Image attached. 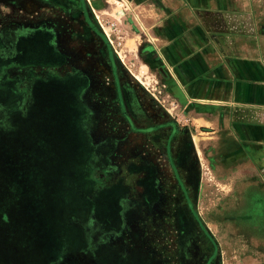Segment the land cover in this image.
Instances as JSON below:
<instances>
[{
    "label": "rangeland",
    "instance_id": "1",
    "mask_svg": "<svg viewBox=\"0 0 264 264\" xmlns=\"http://www.w3.org/2000/svg\"><path fill=\"white\" fill-rule=\"evenodd\" d=\"M205 1L208 0L94 1L102 9L97 10L102 20L99 33L107 38V53L117 56V65L125 72L120 78L124 84L136 80L140 85L129 89L128 117L144 123L143 128L161 126L155 134L159 141L169 140L173 149L169 153H151L149 158L114 160L123 168L126 182L121 187L126 199L118 222L125 230L112 236L111 240L116 241L108 251L100 249L107 239L105 235L94 236L90 247L86 244L88 250L84 249L88 227L84 197H88V186L78 178L75 167L69 192L75 210L67 211L71 201L64 207L69 225L61 231L64 239L77 247V252L67 253L71 264H264L261 80L253 76L252 85L240 82L237 92H229L228 96V92L220 93V98L226 100L219 108L228 113L230 121L213 125L192 112L209 102L194 100L191 106V94L181 80L185 67L181 55L186 47L181 37L191 33L183 31L175 13L180 12L193 24L201 19L200 15L212 20L210 12L195 10ZM218 1L224 5L225 0ZM245 1L256 3L261 10L264 7V0H242ZM166 6L172 9L171 15ZM87 17L97 28L91 16ZM187 30H192L191 25ZM248 47L250 50L244 53L256 57V42ZM226 97H230L228 103ZM104 144L101 152V147H91L88 167L110 162L108 159L115 156L110 153L121 148L113 139ZM143 146L147 147L145 152L151 149ZM11 147L13 150L5 155L7 161L0 168V264H22L26 255L43 253L46 249L42 246L55 242L52 213L39 198L45 170L25 169L27 156L15 152L18 147ZM80 157L76 156V162ZM128 197L134 198L133 203ZM142 230L147 233L145 241L150 251L142 245ZM129 231L132 242L127 244Z\"/></svg>",
    "mask_w": 264,
    "mask_h": 264
},
{
    "label": "crops",
    "instance_id": "2",
    "mask_svg": "<svg viewBox=\"0 0 264 264\" xmlns=\"http://www.w3.org/2000/svg\"><path fill=\"white\" fill-rule=\"evenodd\" d=\"M94 1L0 0V168L7 161L5 155L13 150L11 146H15V152L27 156L25 169L45 170L39 198L52 213L55 237V242L42 246L46 251L26 255L22 264H71L67 253L77 252V247L64 239L61 231L69 225L64 207L71 201V172L75 167L78 178L88 186V197H84L88 215L84 249L88 250L86 244L90 247L96 235L107 237L101 250L114 248L116 240H111L112 236L125 230L118 222L126 199L121 194L126 184L123 168L114 160L149 158L157 149L153 133L129 135L126 129L125 144L110 153L114 157L107 156L110 162L87 165L91 147L103 145L109 138L120 139L118 120H122V112L112 114L109 107L119 101V84L125 85L120 78L125 72L118 66L119 59L114 58L118 65L113 68L104 48L107 38H97L87 17L90 15L100 30L102 20L97 10L102 9ZM223 4L208 0L197 5L195 10L210 12L212 20L200 15L194 24L180 12L175 13L183 31L192 35L181 37L186 46L181 55L185 63L181 80L191 94V106L194 100L209 102L192 112L212 125L230 121L228 113L219 108L226 100L220 93L228 92V96L237 92L240 82L252 85L253 76L259 77V89L264 92V7L261 10L256 3L242 0H225ZM165 10L172 14L167 6ZM190 25L192 30L188 31ZM252 41L256 42V57L244 53ZM127 84L140 88L136 80ZM226 98L228 103L230 97ZM143 144L151 149L145 152ZM77 155L81 156L78 162ZM127 200L133 203L134 198ZM71 203L67 211L75 210ZM7 256L5 252L6 261Z\"/></svg>",
    "mask_w": 264,
    "mask_h": 264
},
{
    "label": "flooded vegetation",
    "instance_id": "3",
    "mask_svg": "<svg viewBox=\"0 0 264 264\" xmlns=\"http://www.w3.org/2000/svg\"><path fill=\"white\" fill-rule=\"evenodd\" d=\"M91 25H93V23ZM92 27H93V30H94L97 38L100 39V40H104V38L102 37V35H100V33H101L100 30L98 28H95L94 25ZM107 46H108V44H107ZM104 48L106 50V48H107L106 45L104 46ZM107 55H109V54L107 53ZM109 58L111 60V66H113V68H115L116 65H117L115 59L112 57L111 54L109 55ZM127 83L125 85H123V86L119 84V86L117 88V93L119 95V101L115 102L112 107L111 106L109 107V110H110V112H112V114L113 113H116V112H118V113L119 112L120 113L122 112V117L121 118H122L123 121L122 120L121 121L118 120V122L121 124V126H120L121 130L118 131L119 133L118 132H115V134H114V135L117 136V133H118L119 136H117V137H119L120 139H115V138H109V139L117 140L119 142V145H121V144H125L123 142V140L126 137L124 136L123 131H125L126 129H127V133L129 135H137V136L138 135L141 136L142 132H144V131L145 132H149V133L151 132V133H153V135H155L153 138L156 139L155 140L156 146L158 145L157 146V149H156V152L159 151L161 153L162 151H166L167 153H169L173 149L172 143L169 140L159 141L161 139L159 137H157V135H156L157 133L155 134L156 129L160 130L161 129V126L156 125V126H152V127H145V128H143V127H141V126H143L141 124H144V123H137L133 118H131L130 116L128 117V115H127L129 113V104L128 103H129V97L131 96V94H129V92H130L129 89H130L131 86H129ZM126 97L128 98L127 100H126ZM130 110H132V109H130ZM146 111L149 113V109L146 110ZM133 112H137V111L135 109H133ZM148 113H147V115H150ZM126 123L129 124L128 125V128H127V124ZM92 127H94V125ZM140 131H142V132H140ZM174 132L176 134L177 133V130L174 131ZM159 134L160 133H158V135ZM105 141H107V140H105ZM104 143H103V145H100L99 146V147H101L100 148L101 149L100 152L103 150V146L105 145ZM119 145L117 147H119ZM95 147H98V146H95ZM115 150H117V149H115ZM160 169L161 168H159L158 171ZM128 237H129L128 243H131L132 242L131 235L128 236ZM145 237H147V233H146V231L143 233V230H142V234H141L142 245L146 249H148V251H150L149 250V243L147 241H145Z\"/></svg>",
    "mask_w": 264,
    "mask_h": 264
},
{
    "label": "bare ground",
    "instance_id": "4",
    "mask_svg": "<svg viewBox=\"0 0 264 264\" xmlns=\"http://www.w3.org/2000/svg\"><path fill=\"white\" fill-rule=\"evenodd\" d=\"M125 14V13H124ZM263 208V207H262Z\"/></svg>",
    "mask_w": 264,
    "mask_h": 264
}]
</instances>
